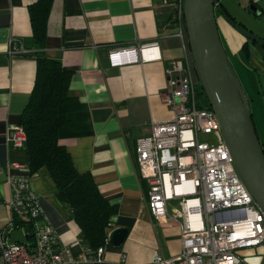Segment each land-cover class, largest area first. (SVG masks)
Wrapping results in <instances>:
<instances>
[{"label":"crops","instance_id":"0c3cea01","mask_svg":"<svg viewBox=\"0 0 264 264\" xmlns=\"http://www.w3.org/2000/svg\"><path fill=\"white\" fill-rule=\"evenodd\" d=\"M36 1L0 0V239L30 246L33 233L29 236L13 220L10 206L14 194L10 180L28 175V154L24 148L9 146L5 138L10 126L20 124L35 79L37 48L29 46L28 7ZM250 3L257 4L264 15V0ZM50 4L42 52L70 72L69 90L83 103L60 128L59 142L76 170L90 173L102 196L116 204L108 233L118 226L128 228L119 246L108 244L101 260L91 264H147L155 251L166 257L179 254L180 227L150 214L144 200L148 186L138 175L133 154L136 139L149 134L151 124L173 117L164 98L165 69L170 62L187 58L192 78L199 82L186 29L180 32L172 20V5L163 0H51ZM216 21L229 62L243 53L246 65L253 66L251 80L258 81L264 94V43L259 47V42L246 38L221 14H216ZM262 31L264 26L256 35L264 38ZM12 38L22 41L23 53L10 52ZM136 42H156V57L110 63L111 49ZM252 121L260 139L254 117ZM260 142L264 147V141ZM30 182L41 210L36 225H49L57 246L69 254L82 253L86 249L83 233L57 199L47 170L40 168Z\"/></svg>","mask_w":264,"mask_h":264},{"label":"built area","instance_id":"2783aa9c","mask_svg":"<svg viewBox=\"0 0 264 264\" xmlns=\"http://www.w3.org/2000/svg\"><path fill=\"white\" fill-rule=\"evenodd\" d=\"M163 2L172 5V20L182 33L184 0ZM10 44L11 53L24 52L22 41L12 38ZM156 44L136 42L113 48L110 63L154 58L155 52L146 57L144 51L156 50ZM165 72L164 98L173 117L151 124L150 133L136 139L133 160L148 186L144 200L150 214L157 221H173L180 227L181 251L169 257L155 251L147 264H247L240 250L255 247L264 264V209L239 176L215 113L202 105L187 58L172 60ZM200 133L211 135L212 140H200ZM5 140L13 148H23V126H10ZM10 183L14 190L10 206L31 217L35 245L0 239V264H91L101 260L108 237L93 252L86 248L76 256L69 254L57 246L49 225H36L41 210L29 175ZM121 258L124 261L125 255Z\"/></svg>","mask_w":264,"mask_h":264},{"label":"trees","instance_id":"16d2710c","mask_svg":"<svg viewBox=\"0 0 264 264\" xmlns=\"http://www.w3.org/2000/svg\"><path fill=\"white\" fill-rule=\"evenodd\" d=\"M50 2L38 0L28 7L32 30L29 46L37 49L33 87L21 112L20 124L26 134L23 148L28 154L29 177L40 168L47 170L55 183L57 199L80 227L85 247L93 252L104 244L117 206L102 196L90 173L76 170L68 150L59 142L60 128L70 121L72 112L83 108V103L69 90L70 72L63 69L59 60L42 52ZM219 4L222 6L220 1ZM198 89L202 105L209 107L199 82ZM13 220L27 234L33 233L29 214L14 211Z\"/></svg>","mask_w":264,"mask_h":264},{"label":"water","instance_id":"95a60500","mask_svg":"<svg viewBox=\"0 0 264 264\" xmlns=\"http://www.w3.org/2000/svg\"><path fill=\"white\" fill-rule=\"evenodd\" d=\"M248 7L256 15L262 14L258 5L250 3ZM215 8L246 38L259 43H264V38L233 22L218 0L183 2L185 29L199 83L216 115L239 176L264 209V147L253 124L248 99L222 43ZM127 233L124 226L113 228L107 235L109 244L119 246Z\"/></svg>","mask_w":264,"mask_h":264},{"label":"rangeland","instance_id":"374dc122","mask_svg":"<svg viewBox=\"0 0 264 264\" xmlns=\"http://www.w3.org/2000/svg\"><path fill=\"white\" fill-rule=\"evenodd\" d=\"M220 1L223 6L222 10L233 20V22L248 31H252L254 35L261 32V28L264 26L262 25V23H264V15L258 16L250 11V8H248L247 5H249L252 0ZM215 14L220 16V12L217 8H215ZM220 36L224 45L222 35L220 34ZM261 36H264V31H262ZM230 64L240 81L244 93L247 95L250 109L252 111V117H254L256 122L260 140L264 141V94H262V89L260 84H258V81L255 78V80H251L252 72L250 71H253V66L249 62H247L246 65V58L243 53H238V55L230 57ZM194 73L197 76L195 70ZM204 99H206V97H204ZM199 138L202 141L210 142L212 140L211 135L202 133L199 134ZM240 254L245 258L247 264H260L259 248L241 249Z\"/></svg>","mask_w":264,"mask_h":264},{"label":"bare ground","instance_id":"6f19581e","mask_svg":"<svg viewBox=\"0 0 264 264\" xmlns=\"http://www.w3.org/2000/svg\"><path fill=\"white\" fill-rule=\"evenodd\" d=\"M150 52L154 53V50H145L144 55L147 57L150 54Z\"/></svg>","mask_w":264,"mask_h":264},{"label":"flooded vegetation","instance_id":"af4514ba","mask_svg":"<svg viewBox=\"0 0 264 264\" xmlns=\"http://www.w3.org/2000/svg\"><path fill=\"white\" fill-rule=\"evenodd\" d=\"M218 2H219V0H218ZM250 4V3H249ZM249 6V5H248ZM249 8V7H248ZM251 11V10H250ZM221 14V13H220ZM222 15V14H221ZM223 16V15H222Z\"/></svg>","mask_w":264,"mask_h":264}]
</instances>
